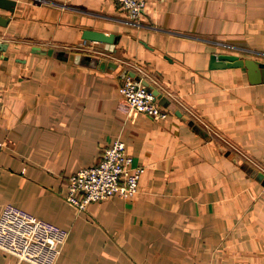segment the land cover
<instances>
[{
    "label": "crops",
    "instance_id": "0c3cea01",
    "mask_svg": "<svg viewBox=\"0 0 264 264\" xmlns=\"http://www.w3.org/2000/svg\"><path fill=\"white\" fill-rule=\"evenodd\" d=\"M16 1L0 9V215L13 204L68 229L56 264H264V81L211 68L223 53L264 61V0H148L140 23L117 0ZM130 72L168 117L129 108ZM119 138L146 166L139 191L79 210L70 177ZM0 264L32 263L0 248Z\"/></svg>",
    "mask_w": 264,
    "mask_h": 264
},
{
    "label": "built area",
    "instance_id": "2783aa9c",
    "mask_svg": "<svg viewBox=\"0 0 264 264\" xmlns=\"http://www.w3.org/2000/svg\"><path fill=\"white\" fill-rule=\"evenodd\" d=\"M43 1V0H39ZM136 23L147 9L148 0H117ZM132 111L156 118H166L169 111L154 90L141 78L127 74L120 88ZM0 140V158L4 151ZM145 165L135 164L123 139L107 146L92 166L74 173L69 180L66 199L79 210L94 201L111 196L131 197L139 191ZM70 231L13 204H7L0 215V248L32 264H56Z\"/></svg>",
    "mask_w": 264,
    "mask_h": 264
},
{
    "label": "water",
    "instance_id": "95a60500",
    "mask_svg": "<svg viewBox=\"0 0 264 264\" xmlns=\"http://www.w3.org/2000/svg\"><path fill=\"white\" fill-rule=\"evenodd\" d=\"M16 2V0H0V9H5L13 12L15 10ZM9 20V17L4 16L0 13L1 25H7ZM83 38L87 41H92L95 47L102 48L110 52H115L117 50L116 44L119 37L114 33H106L104 31L96 29H87L83 33ZM34 49L36 52L54 55L61 59H67L69 56L68 51L64 49H55L53 47L49 48L43 46H37ZM243 66L247 67L250 80L252 82L264 81V61H258L257 59L251 57H243L238 54L223 53L220 55H214L211 62V68ZM129 74L135 77L137 76L135 72H130ZM137 78L139 79V77ZM144 83L154 90L155 94L158 96L160 102L163 105L167 103L168 99L163 96L159 89L155 88L148 81H144ZM178 112L180 113V111Z\"/></svg>",
    "mask_w": 264,
    "mask_h": 264
}]
</instances>
